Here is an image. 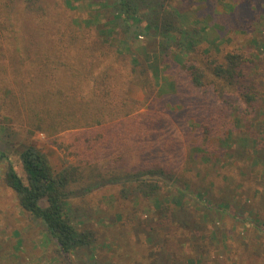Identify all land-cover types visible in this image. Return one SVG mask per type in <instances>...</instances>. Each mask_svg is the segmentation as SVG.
Here are the masks:
<instances>
[{"label":"rangeland","instance_id":"rangeland-1","mask_svg":"<svg viewBox=\"0 0 264 264\" xmlns=\"http://www.w3.org/2000/svg\"><path fill=\"white\" fill-rule=\"evenodd\" d=\"M40 1L34 11L41 19L21 20L27 39L4 42L0 52V151L9 156L0 160V264H83L89 251L98 264H264V113L239 120L236 108L228 110L191 85L186 70L242 56L241 76L264 93V0H161V14L143 10V20L128 30L111 24L105 0ZM163 23L177 28L173 40L162 33ZM46 27L52 28L50 42ZM185 34L196 44L191 50L176 40ZM176 55L186 67L174 62ZM110 71L115 78L104 80ZM24 90L28 103H108L101 120L113 149L109 142L92 152L82 171L87 161L79 157L76 136L94 128L75 129L74 122L51 131L36 128L20 101ZM235 96L227 95L241 113L245 105ZM198 109L206 119L194 115ZM130 117L144 119L147 131L114 150L116 123ZM202 123L210 126L203 129ZM30 145L56 173L68 171L72 201L84 213L79 221L95 233L87 254L74 261L5 184L9 161L26 179L20 154ZM155 168L172 175L156 199L124 200L120 186L105 185L106 179L80 195L99 172L102 178ZM199 192L206 194L204 202ZM162 204L178 219L161 217Z\"/></svg>","mask_w":264,"mask_h":264},{"label":"trees","instance_id":"trees-1","mask_svg":"<svg viewBox=\"0 0 264 264\" xmlns=\"http://www.w3.org/2000/svg\"><path fill=\"white\" fill-rule=\"evenodd\" d=\"M15 1L11 5L5 4V0H0V52L2 51L4 42L16 45V38L18 43H20L22 38L23 40L27 39V35H22L25 34V31L21 33L22 27L27 25L21 21L23 16H34L35 22L41 19L40 14L34 11L37 0ZM38 1L41 3L40 0ZM104 3H106L107 12L108 10L111 11V24L116 25L118 23L125 30L131 29L135 24H139L141 19L143 20V10L155 11L157 12L155 16H157L161 14L159 10L163 7L161 0H105ZM66 4H69V2L66 1ZM176 29L171 24L166 23H163L161 27L162 33L169 41L174 39L173 33ZM44 31V35H47V42H50L52 28L46 27ZM176 40H181L182 45L186 46L188 50H191L196 45L195 43L188 42L187 34L182 35L181 38H176ZM192 51L195 52V48ZM179 59L180 57L176 55L174 62L177 65L185 66L184 62L180 63ZM225 60L224 64L216 65L215 67H213V64H210L209 67L207 65L206 68H198L196 65L188 68L185 66L191 85L204 91L206 94L217 97L220 101L219 105H225L228 110L229 108L231 110L236 108L239 120L251 119L252 114L255 113L259 117V115L264 113V93L260 94V92L258 93L252 88L251 84L247 85L246 77L241 76L242 73L239 72V69L245 63L243 57L229 55ZM156 69L158 70V68ZM113 74L112 71L105 72L104 80L110 81L115 78ZM240 76L241 83L239 82ZM231 91H235L237 94L235 96V103L239 101L245 105V109H241V113L239 106L236 107L238 104L234 106V102L227 97ZM11 93L14 94V92ZM21 95L20 101L23 103L22 106L26 111L28 110V112L34 115L33 121L35 122L33 124L38 129H47L48 127L50 131L51 129L56 130L57 127L68 125L70 122H74L75 129L94 128L89 130V133L82 131L76 136L81 151L79 157H85L87 161L82 165V171L90 167V155L99 153L109 142L110 148L113 149L108 135L104 133L103 127L106 121L101 120L107 117L104 108L107 109L106 106L109 107L108 103L106 104L103 101L97 103L95 101L91 108L87 103H77L76 99H68V101L45 99L28 103L26 102L25 90ZM194 115H200V121L207 118V114L205 115V112L200 109ZM123 121L125 122L116 123L117 135L113 141L119 147L114 148V150L124 147L129 142L138 141L142 138L144 129H147L145 120H141L139 117H130ZM91 122L93 123L92 125L90 124ZM209 126V124H201L203 129ZM228 135V138H230L233 133L229 130ZM252 140L253 143H256V138L250 139V141ZM87 144H89L88 148ZM88 150L90 151L88 152ZM261 155L260 153L259 156L261 157ZM8 159L9 156L0 151V160L8 161ZM20 159L26 179L24 180L12 162L9 161L4 181L6 186L17 195L22 210L41 223L46 234L55 241L61 254L67 256L70 262L74 257L79 258L80 255L87 254L86 252L89 251L95 242V233L84 222L79 221L84 216V213L80 215L79 208L74 206V202L72 201L76 193L70 190L72 178L68 171L56 173L47 156L34 145L25 148L20 154ZM74 171L79 172V169L74 168ZM82 173L85 174V172ZM101 176L100 172L96 174V179L83 188L80 191V195H87L98 189L100 181L97 182V180L101 179V181H105L103 179H106L105 185L120 186L119 196L124 200L132 197H135L136 200L140 199V197L152 200L156 199L167 183L172 180V175L167 173L166 169L163 168L142 169L136 172L125 171L114 177L108 176L112 177L109 180L108 177L100 178ZM197 195L199 200L204 202L203 199L206 194L199 192ZM44 200L47 202L46 206L41 205V202ZM157 212L160 213L161 217H166V213H168L169 219L172 216L169 213L168 206L164 204L160 206ZM172 218L174 220L178 219L176 215H173ZM89 253V260L83 264H98L94 253L91 251ZM80 263L82 264L81 261Z\"/></svg>","mask_w":264,"mask_h":264}]
</instances>
